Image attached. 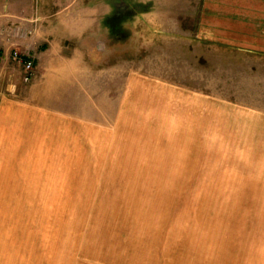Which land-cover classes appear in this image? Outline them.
Masks as SVG:
<instances>
[{"label": "rangeland", "instance_id": "1", "mask_svg": "<svg viewBox=\"0 0 264 264\" xmlns=\"http://www.w3.org/2000/svg\"><path fill=\"white\" fill-rule=\"evenodd\" d=\"M2 21L0 264H264V0H0Z\"/></svg>", "mask_w": 264, "mask_h": 264}, {"label": "crops", "instance_id": "2", "mask_svg": "<svg viewBox=\"0 0 264 264\" xmlns=\"http://www.w3.org/2000/svg\"><path fill=\"white\" fill-rule=\"evenodd\" d=\"M5 21L0 22V66H3L9 62L11 51L14 45L20 46L21 41L15 37H11V32H8L5 25ZM18 29V28H17ZM18 30H16L17 33ZM44 48V46H43Z\"/></svg>", "mask_w": 264, "mask_h": 264}, {"label": "built area", "instance_id": "3", "mask_svg": "<svg viewBox=\"0 0 264 264\" xmlns=\"http://www.w3.org/2000/svg\"><path fill=\"white\" fill-rule=\"evenodd\" d=\"M12 55V58L24 68V81L30 82L34 75L35 61L32 58L21 56L17 51H14Z\"/></svg>", "mask_w": 264, "mask_h": 264}]
</instances>
